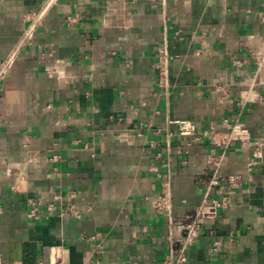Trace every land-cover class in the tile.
<instances>
[{
    "label": "crops",
    "instance_id": "1",
    "mask_svg": "<svg viewBox=\"0 0 264 264\" xmlns=\"http://www.w3.org/2000/svg\"><path fill=\"white\" fill-rule=\"evenodd\" d=\"M263 44L264 0H0L2 264H167L171 217L200 203L210 153L244 182L186 264H264V147L249 168L264 138ZM178 120L198 133L239 120L251 142L188 145ZM163 184L168 212L154 207ZM30 198L82 213L30 218Z\"/></svg>",
    "mask_w": 264,
    "mask_h": 264
},
{
    "label": "built area",
    "instance_id": "2",
    "mask_svg": "<svg viewBox=\"0 0 264 264\" xmlns=\"http://www.w3.org/2000/svg\"><path fill=\"white\" fill-rule=\"evenodd\" d=\"M157 1V0H151ZM42 14L38 17H33L36 22L40 21ZM30 18V17H29ZM76 16H70L69 20H75ZM31 27V28H32ZM255 54V63L258 70L264 67V44ZM157 55L159 61L157 63L158 68V85L160 87H166L169 83L168 80V67L169 59L166 55L165 48L159 47ZM238 63V62H237ZM8 63H3L0 68V76L6 71ZM241 65L242 63H238ZM51 73L52 71H48ZM260 98H262L260 96ZM250 98L248 95H243L237 100V107L239 113H242ZM180 124L179 134L183 137L189 138L188 145L195 143H202L206 138H209L214 144L228 148L235 142H240L242 145H247L251 142V135L245 125L237 120L235 122H229L225 120L227 129L224 131H218L214 125H211L209 129H206L202 133H198L196 125L192 121L186 123L177 121ZM255 150L249 161V168L252 169L254 165L259 163V159L262 157V148L264 147V138L255 142ZM29 138H26L24 142L25 147H30ZM223 154L210 153L208 155V163L214 167V170L206 175H202L198 178V182L203 189L202 199L200 203L190 212L184 216L171 217V229L178 233V237L172 238V250L165 258L167 264H186L189 260L188 249L190 245L201 234L206 221L215 219L219 215L221 209L227 208L231 205L232 193L234 190L239 189L243 185V176L240 173H228L222 174L218 171ZM54 158H60V156H54ZM155 168V167H153ZM157 170V168H155ZM27 216L30 218H41L48 211H57L61 215H70L79 217L82 213L81 209L74 204H70L67 207H58L56 200L45 202L41 199L30 198L28 199ZM154 207L159 212H168L171 207L170 189L167 184L162 185L161 192L156 196L154 201ZM221 241L216 240L213 243L212 250L217 251L221 248ZM0 264L2 259L0 257ZM54 264H62L60 258H56ZM125 264H139L138 262H129Z\"/></svg>",
    "mask_w": 264,
    "mask_h": 264
}]
</instances>
